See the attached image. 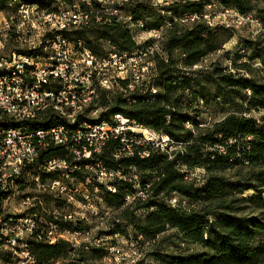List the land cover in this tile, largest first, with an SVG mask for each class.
<instances>
[{
    "label": "trees",
    "instance_id": "16d2710c",
    "mask_svg": "<svg viewBox=\"0 0 264 264\" xmlns=\"http://www.w3.org/2000/svg\"><path fill=\"white\" fill-rule=\"evenodd\" d=\"M252 0H221L229 8L241 14L255 9ZM50 10L56 0H26ZM206 3H174L165 10L174 17L169 22L151 15L149 8L138 4L133 10V20L147 21L141 31H163L162 50L167 54L165 60L158 57L156 70L158 76L154 86L159 91L152 95L149 89H138L127 98L119 95L108 96L100 93L99 105L106 109L100 113L99 121L111 122L115 115H123L139 124L167 135L183 149L167 152L156 151L149 158L141 159L137 154L117 160L114 152L117 141H110L104 153L97 157L111 169L135 168L144 176L142 188L149 195L147 202H141L132 211L125 207V197L133 192V186L125 182L117 184L116 192L105 191L104 198L110 207L122 210L121 218L129 222L141 236L151 238L168 229L176 230L185 242L199 245L203 251L190 256L163 255L162 264H264V126L257 119L238 114L235 109L241 105L247 111H264V83L242 75L252 74L249 63L235 65L234 74L227 67L216 62L207 71H200L199 77H192L191 69L207 56L220 50L219 38L206 22H195L185 27L178 22L185 14L201 13ZM90 26L70 35L71 40H83L85 46L99 56H105L99 40L111 42L121 52H131L138 48L134 32L124 27L117 17L107 14L100 5L94 3ZM7 10V0H0V12ZM156 19L151 22L150 19ZM98 19L100 21H98ZM169 25L166 33V26ZM168 34V37H166ZM94 36L91 40L89 36ZM250 47L259 51L250 60L258 59L264 68V48L252 41H246ZM181 50L183 59L182 73H175L174 52ZM107 55V54H106ZM194 85L199 90L194 89ZM213 86V87H212ZM215 91V93H214ZM178 92L179 95H178ZM190 96V103L202 98L208 105L207 97L213 98L222 107L232 109L220 121L208 127H199L198 133L186 128L191 104L186 103L185 112L178 111L183 99ZM243 101V102H242ZM188 102V101H187ZM57 122L46 119L41 127H49ZM141 150V147H138ZM60 148L49 149L41 157L51 159L63 157ZM196 167L206 171L205 181L196 185L187 179L186 173ZM234 172V176H228ZM149 186V187H148ZM104 189L103 186H101ZM252 191L249 197L245 192ZM177 194L197 206L189 209L176 207L166 201ZM147 209L144 220L134 215V210ZM250 210L248 215L244 211ZM212 218H211V217ZM214 216V217H213ZM30 251L39 264H50L63 259L62 264H80L70 259L75 251L70 244L59 241L54 245L31 242Z\"/></svg>",
    "mask_w": 264,
    "mask_h": 264
},
{
    "label": "built area",
    "instance_id": "2783aa9c",
    "mask_svg": "<svg viewBox=\"0 0 264 264\" xmlns=\"http://www.w3.org/2000/svg\"><path fill=\"white\" fill-rule=\"evenodd\" d=\"M112 2L74 0L50 10L7 0V10L0 12V264H38L30 243L58 241L56 211L46 222L37 213L44 206L43 194L74 204L79 179L111 192H116L115 181H138L136 174L128 177L124 169L108 168L97 158L110 141L118 143V160L135 154L146 159L174 143L123 115L99 121L101 92L127 98L151 85L156 93L155 55L163 41L161 31H155L153 44L99 56L83 40L70 39L91 24V13L83 7L96 3L108 11ZM109 15L119 18L116 10ZM128 22L138 38L143 23ZM46 119L57 124L39 126ZM54 148L64 156L41 157ZM30 183L34 196L25 194ZM84 199L91 205L89 195Z\"/></svg>",
    "mask_w": 264,
    "mask_h": 264
},
{
    "label": "rangeland",
    "instance_id": "374dc122",
    "mask_svg": "<svg viewBox=\"0 0 264 264\" xmlns=\"http://www.w3.org/2000/svg\"><path fill=\"white\" fill-rule=\"evenodd\" d=\"M26 1V0H24ZM112 4L107 7V14L115 13L119 16L118 21L124 27L131 29V23L128 19L131 18L133 23L143 22L145 20L134 21L133 10L138 4H143L149 8L151 15H157L158 18H163L169 22V18L174 17L172 13L165 9L171 7L174 3H188L204 1V6L201 13H188L178 20L181 25L191 27L195 22H206L212 29L215 35L219 38L220 50L207 56L200 61L193 69H191L192 77H199L200 71H207L213 63H220L228 70L237 73L234 66L241 63H249L252 67V74L248 72L242 73L246 77H251L261 83H264V68L260 65L258 59L250 60V56L255 57L259 51L246 44V41H252L255 44L264 48V0H252L251 4L255 5V9L247 14H241L233 8L224 6L221 0H112ZM74 3V0H56V7H67ZM92 10V7L89 8ZM151 22L156 19L151 18ZM169 25L166 26V33ZM155 31H141L137 33L138 38L134 39L139 47H146L156 42L153 37ZM158 32V31H157ZM136 33V31H135ZM163 36V31L161 30ZM94 40V36H89ZM136 37V36H135ZM164 37V36H163ZM168 37V34H166ZM163 41L159 44V52L155 55V79L157 78L158 70H156V61L158 57L167 60L168 56L162 50ZM101 50L103 53L109 54L113 49L118 50L111 42L106 40H99ZM105 54V55H106ZM183 59L181 50L174 52L175 73H182ZM213 87V86H212ZM156 93L159 91L155 86L153 87ZM196 91L199 90L197 85H194ZM156 93L152 94L155 95ZM180 92H178L179 95ZM215 93V91H214ZM187 94V99H183L178 111L185 112L186 103L191 104L189 116L191 121L186 122V128L193 131V134L198 133L196 129V121L200 123L199 127H208L220 121L226 114L232 112V109L222 107L219 102L213 98L214 94L207 97L208 105L202 102V98L190 103V96ZM188 101V102H187ZM243 102V101H242ZM242 104L234 111L238 114H245L257 119L259 125L264 126V111H247L241 107ZM102 109L101 112H105ZM149 128V127H148ZM130 146V144H129ZM183 149L182 144L172 143L167 153H172L176 150ZM125 155V154H123ZM125 158V157H122ZM121 159V158H120ZM118 160V159H117ZM104 164V163H103ZM183 174L186 173L189 181L193 180L196 185H202L205 181L206 171L202 167L187 170L186 167H180ZM136 171V173H135ZM128 177L136 174L138 181L127 180L128 185L133 186V192H130L125 197V207H132L141 202H147L149 195L143 190V181L148 179L139 173L135 168H129L126 171ZM228 176H234V172L229 173ZM30 181L32 179L30 178ZM120 184L115 181L114 187ZM32 184L30 183V186ZM97 186L93 181L82 182L80 179L75 182L74 189H76V203L69 204L63 197H52L46 194L42 195L44 206L38 209V216L43 220L51 221L52 213L56 211L57 224V242L64 241L71 245L75 250L70 254V259L80 264H162L161 257L163 255H181L190 256L199 254L203 248L196 244L187 243L182 236L174 229H168L164 233L146 238L141 236L134 227L127 221L121 218L122 210L110 207L105 198V191H110L105 186ZM113 187V189H114ZM116 190V187H115ZM112 193H115L112 191ZM26 195H36L33 186L26 189ZM253 194L252 191L245 192V196L249 197ZM84 195H89L91 205L86 204ZM264 195V194H263ZM166 201L173 206L189 209L197 206L183 197L172 194ZM35 211V210H34ZM250 210L244 211L248 215ZM149 213L147 209L134 210V215L144 220ZM69 215L71 219L65 218ZM211 217V216H210ZM214 217V216H213ZM212 218V217H211ZM264 237V234H263ZM56 242V243H57ZM37 259V258H36ZM63 259L52 261L50 264H62ZM39 264V263H38Z\"/></svg>",
    "mask_w": 264,
    "mask_h": 264
},
{
    "label": "crops",
    "instance_id": "0c3cea01",
    "mask_svg": "<svg viewBox=\"0 0 264 264\" xmlns=\"http://www.w3.org/2000/svg\"><path fill=\"white\" fill-rule=\"evenodd\" d=\"M0 16H1V13H0Z\"/></svg>",
    "mask_w": 264,
    "mask_h": 264
}]
</instances>
